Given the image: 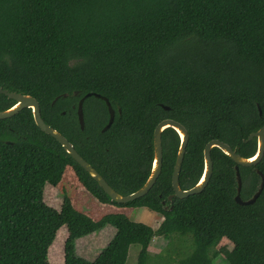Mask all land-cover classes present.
I'll return each mask as SVG.
<instances>
[{
    "label": "trees",
    "instance_id": "trees-1",
    "mask_svg": "<svg viewBox=\"0 0 264 264\" xmlns=\"http://www.w3.org/2000/svg\"><path fill=\"white\" fill-rule=\"evenodd\" d=\"M0 88L33 97L43 122L122 196L149 175L155 126L177 121L188 135L178 178L188 190L201 177L209 141L246 159L256 151L255 139L244 140L264 123V0H0ZM87 93L114 110L104 132L107 107L94 96L83 102L79 128L76 109ZM13 104L0 94V111ZM178 147L176 132L165 129L154 185L117 204L36 127L30 109L0 120V264H47L61 226L63 264H125L134 244L137 264H147L154 237L180 241L161 264H213L222 238L233 245L224 264H264V186L252 204H236L234 164L214 147L202 192L168 201ZM66 167L99 203L146 207L161 223L153 230L121 213L94 221L67 196L59 209L48 206L43 189L56 186ZM253 167L264 176V156ZM253 167L239 168L243 201L260 183ZM106 226L115 233L98 255L79 257L76 241Z\"/></svg>",
    "mask_w": 264,
    "mask_h": 264
},
{
    "label": "water",
    "instance_id": "water-1",
    "mask_svg": "<svg viewBox=\"0 0 264 264\" xmlns=\"http://www.w3.org/2000/svg\"><path fill=\"white\" fill-rule=\"evenodd\" d=\"M0 94L6 96L7 99L14 101V104L10 108L0 111V120L14 116L22 109H30L33 122L36 125V127L44 134L52 137L61 146L63 151L97 183V185L102 189V191L109 197L110 201L117 204H126L145 196L154 185L156 179L160 174L161 164H162L161 133L167 128L173 129L176 132L177 136L179 137V147L176 153L175 162L171 174L172 194H170L167 197V200L169 201L173 197L177 199H184L187 198L188 196L199 194L200 192H202V190L206 187L212 172V161L210 157V151L212 148L214 147L218 148L223 154L229 157V159L232 160L236 165H240L243 167L255 166L261 160L264 152V126L258 129L257 131L250 133L247 139L244 140V142H247L255 138L257 141L256 151L254 155L247 159L237 155L226 143L219 140H211L205 145L203 149V169L200 179L190 189L181 190L179 188L178 178H179L180 167L185 154L186 145L188 142V135H187V131L180 123L171 119H164L161 120L155 126L152 133L153 155H152L150 172L147 179L139 189L128 195L122 196L117 192H115L105 182V180L85 160H83L82 157H80V155L74 150L72 145L67 141V139L63 135H61L58 131H56L51 126L43 122V120L40 117L39 105L33 97L16 92H9L8 90L1 88H0ZM90 96H94L95 98L101 99L105 102L108 111V121L104 127V130L109 128V126L113 121L114 112L111 109L106 98L93 93L85 94L78 101L76 114H77L79 128L82 129L83 127L82 104L84 100L89 98ZM163 109L168 110L167 107H163ZM257 173L260 175V183L258 189L252 195V197L246 201H242L239 196V191L241 189V180L239 179L237 174L236 176L237 188H236V194L234 196V201L236 204L250 205L259 196L264 186V179L259 171H257Z\"/></svg>",
    "mask_w": 264,
    "mask_h": 264
},
{
    "label": "rangeland",
    "instance_id": "rangeland-1",
    "mask_svg": "<svg viewBox=\"0 0 264 264\" xmlns=\"http://www.w3.org/2000/svg\"><path fill=\"white\" fill-rule=\"evenodd\" d=\"M63 196H67L74 209L91 218L99 220L106 214L121 213L130 221L148 225L153 230L157 229L163 217L146 207H115L99 203L93 198L77 181L76 176L70 167H66L61 181L54 187L45 185L43 189V201L48 206L59 209ZM66 228H58L53 243L48 248L47 264H63V244L66 239ZM115 233L114 228L106 226L99 233L91 234L76 241V254L88 261H92L100 250L109 242ZM179 241V240H178ZM176 239L169 241L165 237H154L147 248L149 261L147 264H161L167 256L175 257L178 242ZM189 244V241L186 242ZM232 243L222 238L215 248L217 258L213 264H224L225 256L232 250ZM140 250L139 245H131L127 252L125 264H137V254Z\"/></svg>",
    "mask_w": 264,
    "mask_h": 264
},
{
    "label": "flooded vegetation",
    "instance_id": "flooded-vegetation-1",
    "mask_svg": "<svg viewBox=\"0 0 264 264\" xmlns=\"http://www.w3.org/2000/svg\"><path fill=\"white\" fill-rule=\"evenodd\" d=\"M83 105V104H82ZM108 112V111H107ZM113 112H114V110H113ZM82 113H83V106H82ZM258 115H259V117L261 116V112H260V110H258ZM263 120H264V117H263ZM107 121H108V118H107ZM107 124V122L105 123V125ZM105 125L104 126H102V128L100 129V132H104L105 130H107V129H105L104 130V127H105ZM264 126V123L263 124H261L260 126H259V128L258 129H260L261 127H263ZM110 127V126H109ZM257 129V130H258ZM80 130H83V127H82V129H80ZM253 139H255V138H253ZM256 140V139H255ZM256 145H257V141H256ZM235 153H236V151L234 150V149H232ZM237 154V153H236ZM238 155V154H237ZM240 156V155H239ZM263 156H264V152H263ZM263 156H262V158H263ZM80 157H82V156H80ZM241 157V156H240ZM83 158V157H82ZM243 158V157H242ZM261 158V159H262ZM83 160H85L84 158H83ZM86 161V160H85ZM232 161V160H231ZM87 162V161H86ZM260 162V161H259ZM258 162V163H259ZM88 163V162H87ZM232 163L234 164L233 165V171H234V179H235V182H236V176H237V174H238V177H239V179L241 180V174H240V171H239V168H241V167H243V166H240V165H236L233 161H232ZM257 163V164H258ZM89 164V163H88ZM256 164V165H257ZM90 165V164H89ZM91 166V165H90ZM92 167V166H91ZM251 167H253V166H251ZM251 167H249V168H251ZM93 168V167H92ZM181 168V167H180ZM243 168H248V167H243ZM94 169V168H93ZM95 170V169H94ZM96 171V170H95ZM252 171L257 175V177H258V179H260V175L257 173V171H259L258 170V168L257 167H253L252 168ZM72 172H73V170H72ZM97 172V171H96ZM260 172V171H259ZM98 173V172H97ZM261 173V172H260ZM99 174V173H98ZM211 174H212V172H211ZM262 174V173H261ZM262 176H263V174H262ZM211 177V176H210ZM210 179V178H209ZM263 179H264V176H263ZM241 184H242V181H241ZM236 188H237V183H236ZM240 191H241V189H240ZM240 191H239V196H240ZM168 197V196H167ZM242 200V199H241ZM169 201V200H168ZM171 201V200H170ZM243 201V200H242ZM160 204L162 205V207L163 208H165L166 209V206H164L165 205V200H161L160 201Z\"/></svg>",
    "mask_w": 264,
    "mask_h": 264
},
{
    "label": "crops",
    "instance_id": "crops-1",
    "mask_svg": "<svg viewBox=\"0 0 264 264\" xmlns=\"http://www.w3.org/2000/svg\"><path fill=\"white\" fill-rule=\"evenodd\" d=\"M107 205V204H106Z\"/></svg>",
    "mask_w": 264,
    "mask_h": 264
}]
</instances>
